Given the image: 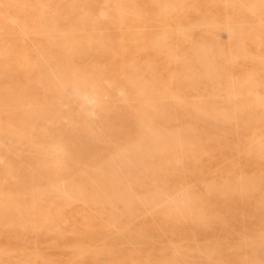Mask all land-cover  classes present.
<instances>
[{"label":"rangeland","instance_id":"rangeland-1","mask_svg":"<svg viewBox=\"0 0 264 264\" xmlns=\"http://www.w3.org/2000/svg\"><path fill=\"white\" fill-rule=\"evenodd\" d=\"M263 3L0 0V264H264Z\"/></svg>","mask_w":264,"mask_h":264},{"label":"bare ground","instance_id":"bare-ground-1","mask_svg":"<svg viewBox=\"0 0 264 264\" xmlns=\"http://www.w3.org/2000/svg\"><path fill=\"white\" fill-rule=\"evenodd\" d=\"M264 4V3H263ZM259 5V4H258ZM260 6V5H259ZM262 6V5H261ZM261 8V7H260ZM165 9V8H164ZM168 13V12H167ZM70 14V13H69ZM170 15H172V13L170 14ZM173 17H175V16H173ZM172 17V18H173ZM67 19V18H66ZM177 19V18H176ZM175 19V20H176ZM47 20H49V19H47ZM87 20L88 19H86V22H87ZM179 21V20H178ZM177 21V22H178ZM81 22H85V21H81ZM176 23V22H175ZM180 23V22H179ZM180 27H181V24L179 25ZM179 26H177V27H179ZM170 28V27H169ZM187 29V28H186ZM189 30V29H188ZM187 30V31H188ZM192 32V31H191ZM66 33H68V35H69V38L67 39V42L64 44V45H91L92 44V42H91V39L90 38H88V37H85V36H83V35H75V33L73 32V31H70V30H67L66 31ZM10 34V33H9ZM225 34V33H224ZM20 35V34H19ZM201 39H202V36H201ZM204 42V41H203ZM143 43V42H142ZM151 46V45H150ZM2 48V47H1ZM3 50V48L1 49V51ZM9 53V52H8ZM7 53V54H8ZM18 53V52H17ZM25 53V52H24ZM60 53V52H59ZM62 53V52H61ZM177 53V52H176ZM7 54H5V55H7ZM9 54H11V52L9 53ZM3 55V54H2ZM59 55V54H58ZM4 56V55H3ZM79 56V55H78ZM176 56V55H175ZM22 57V56H21ZM20 57V58H21ZM60 57V56H59ZM73 57H75V56H73ZM155 57H157V56H155ZM152 58H154V56L152 57ZM77 59V58H76ZM178 59H179V57H178ZM73 60V59H72ZM26 61V60H25ZM24 64H26V63H24ZM59 65V64H58ZM175 65V64H174ZM51 68V67H50ZM90 72V71H89ZM191 72V71H190ZM97 75V74H96ZM201 76V75H200ZM94 77H96V76H94ZM199 77V76H198ZM49 77H47V80H49L50 82H53L54 84V86H61L62 88H63V86L64 85H71V87H73V89H74V93H75V96L80 100L85 94H87L88 93V95L90 94L91 95V98H92V96H94L93 94H98V95H100L101 94V92L103 91V87L100 85V84H98L97 83V81L95 80V79H93V78H87V77H82V76H78L77 74H65V73H63V71H62V69H57L56 70V72L52 75V77L51 78H49ZM119 78V77H118ZM98 79V78H97ZM126 80V79H125ZM37 82V81H36ZM2 84V83H1ZM133 85L135 86V87H138L139 88V86H138V84H136V83H133ZM179 85V84H178ZM1 90V89H0ZM5 91V90H4ZM138 92L141 94V93H143V90H141V88L138 90ZM153 92V91H152ZM156 93V92H155ZM4 95H6V94H4ZM2 97V96H1ZM99 97V96H98ZM3 98V97H2ZM12 99V98H11ZM10 99V100H11ZM29 99H30V97H29ZM94 99H95V96H94ZM97 100H98V98H96ZM3 100V99H2ZM83 100V99H82ZM4 101V100H3ZM14 101V100H13ZM183 101V100H182ZM186 101V100H185ZM92 102H95V101H92ZM10 103V102H9ZM11 103H12V101H11ZM14 103H15V101H14ZM30 103H32L31 102V99H30ZM100 103V101L97 103V105ZM20 104V103H19ZM36 104V103H35ZM94 104V103H93ZM100 105V104H99ZM94 105H92V107H93ZM20 107H21V105H20ZM99 107V106H98ZM93 108H96V106H94ZM194 108V107H193ZM53 109L55 110V111H57V108L56 107H53ZM194 110V109H193ZM196 110V109H195ZM199 110V109H198ZM152 111V110H151ZM142 115V114H141ZM203 116V115H202ZM15 118V117H14ZM153 118V117H152ZM21 120H20V122L17 124V125H13V124H11V125H8V126H6V127H4V129H2V132H3V134H5V135H15V134H18V128H26V127H33L34 126V123H36L37 122V120H47V118L46 117H43V115H42V109H41V107H40V105L39 104H37V105H35V107L33 106V107H31V106H28L25 110L23 109L22 110V117L20 118ZM50 119V118H49ZM143 122V121H142ZM3 123V122H2ZM96 124V123H95ZM97 127V126H96ZM28 128H26V130H27ZM30 129V128H29ZM32 129V128H31ZM44 129V128H43ZM25 130V131H26ZM28 132H29V130H27ZM0 132H1V128H0ZM21 133V132H20ZM127 148V147H126ZM130 147H128L127 149H129ZM122 150H124V152L126 151V149H122ZM130 150V149H129ZM64 151V150H63ZM129 152V151H128ZM121 153H123V152H119V155L121 154ZM118 154H116V156H117ZM123 156H124V153L122 154ZM122 155H120L121 157H120V159H119V157H117L119 160H122L121 158L123 157ZM128 155V154H127ZM124 158H127V157H125L124 156ZM130 158V157H129ZM103 163H105V162H103ZM106 163H108V162H106ZM105 163V164H106ZM99 164H101V163H99ZM105 164L103 165V164H101V165H103V166H105ZM109 165H110V163H108ZM42 165V164H41ZM107 165V164H106ZM103 166H101L102 168H103ZM108 166V165H107ZM100 167V166H96V168H94V169H98V168ZM106 167V166H105ZM104 169L105 168H103V171H104ZM95 170V171H96ZM99 171H97V172H99L100 173V171H101V173H102V170L101 169H98ZM104 174H107V173H105V172H103ZM109 173V172H108ZM111 174V173H110ZM118 175V174H117ZM114 176V175H113ZM116 176V175H115ZM114 179V178H113ZM117 179H118V177H117ZM112 180V179H111ZM102 183V182H101ZM97 194V193H96ZM118 195V194H117ZM241 195V194H240ZM176 196V195H175ZM244 197V196H243ZM108 198V197H107ZM244 199V198H243ZM104 200V199H103ZM108 204V203H107ZM106 204V205H107ZM16 212V211H15ZM101 214V213H100ZM148 215V214H147ZM45 219V218H44ZM136 220V219H135ZM50 223V222H49ZM141 225V224H140ZM198 230H199V228H197ZM233 231V230H232ZM235 233V232H234ZM228 235V234H227ZM245 238V237H244ZM227 241V240H226ZM246 243V242H245ZM244 244V243H243ZM239 246V245H238ZM88 247V246H87ZM121 247V246H120ZM243 248V247H242ZM250 248V247H249ZM134 250V249H133ZM227 252V251H226ZM256 252V251H255ZM94 253V252H93ZM83 254V253H82ZM81 254V255H82ZM206 254V253H205ZM80 255V256H81ZM84 255V254H83ZM85 255H87V254H85ZM233 255V254H232ZM250 255V254H249ZM248 255V256H249ZM253 255V254H252ZM102 256V255H101ZM207 256V255H206ZM215 256V255H214ZM254 256V255H253ZM126 257V256H125ZM219 257V256H218ZM106 258V257H105ZM208 258V257H207ZM246 258V257H245ZM254 258V257H253ZM94 260V259H93ZM215 262V261H214ZM246 262V261H245ZM230 263V262H229ZM233 263V262H232ZM231 263V264H232ZM218 264H220V263H218ZM224 264V263H223Z\"/></svg>","mask_w":264,"mask_h":264}]
</instances>
